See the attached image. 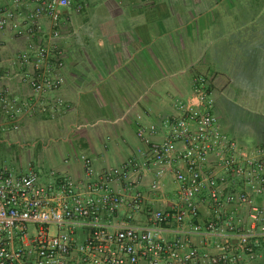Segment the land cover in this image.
I'll list each match as a JSON object with an SVG mask.
<instances>
[{
    "label": "built area",
    "instance_id": "built-area-1",
    "mask_svg": "<svg viewBox=\"0 0 264 264\" xmlns=\"http://www.w3.org/2000/svg\"><path fill=\"white\" fill-rule=\"evenodd\" d=\"M87 7V0H0V32L29 38L13 64L30 89L22 97L0 85V132L70 109L56 96L65 84V58L54 40L67 12ZM174 107L161 128L139 126L144 148L121 164L99 170L81 156L82 179L33 167L16 172L0 161V264L262 259L264 145L244 146L221 129L206 76L196 77L191 95Z\"/></svg>",
    "mask_w": 264,
    "mask_h": 264
},
{
    "label": "crops",
    "instance_id": "crops-1",
    "mask_svg": "<svg viewBox=\"0 0 264 264\" xmlns=\"http://www.w3.org/2000/svg\"><path fill=\"white\" fill-rule=\"evenodd\" d=\"M87 3L81 14L67 12L62 35L54 40L65 58V84L56 96L65 99L70 109L58 119L40 118L45 125L34 133L29 131L31 120L24 122L19 130L27 129L28 135H15L19 130L0 132V143L10 149L19 144L26 151L33 146L32 136L43 145L39 150L35 141L34 158L12 154L11 168L17 172L31 167L55 170L82 179L81 156L92 159L99 170L117 166L144 148L136 135L139 126L161 128L176 113L175 101L191 95L198 76L210 80L214 115L221 129L244 146L264 145L232 136L218 116L222 111L218 102L228 106L240 95L244 101H258L257 106L264 110L260 92L249 96L247 89H232L238 79L248 76L249 63L264 62V0ZM235 19L243 20L242 30L236 29ZM42 23L49 30V21L43 19ZM249 23L255 27L250 28ZM219 38L227 42L223 47H219ZM238 38L241 52L234 48ZM28 41L0 32V85L22 97L30 89L20 81V69L13 59L26 49ZM263 261L264 256L255 264Z\"/></svg>",
    "mask_w": 264,
    "mask_h": 264
},
{
    "label": "rangeland",
    "instance_id": "rangeland-1",
    "mask_svg": "<svg viewBox=\"0 0 264 264\" xmlns=\"http://www.w3.org/2000/svg\"><path fill=\"white\" fill-rule=\"evenodd\" d=\"M96 12L99 11H95V13ZM262 22L264 23V19H262ZM243 23L244 22L242 19L234 20V25L236 29L239 28V30H242ZM249 24H250V28L255 27V25H251V23ZM236 33L237 32H235V34ZM219 39H220L218 41L220 43L219 47H223L222 45H224L225 41H223L224 39L222 38ZM241 44H242L241 39L240 38L236 39L234 48L241 52L242 51V49H240ZM262 60L264 61V59ZM251 64L250 63L248 64L249 66V72L247 74L248 76L246 78H243L242 80L241 78L238 79L236 86H234L232 89L235 90L238 87L239 90L247 89L246 92L248 93L249 96H254V95L258 96L259 92H260V96H264V62L262 63L261 61L254 60ZM255 66H257V68H253ZM241 98L242 97L240 95V97L237 98L236 100L234 99V101H230L228 106H225L222 101L218 102V105H220L222 109L221 112H218L220 123L223 124L226 128H229V132L232 136L235 137L238 136L240 140L243 141L253 140V142L256 143H260V142L262 143L264 142V110L262 107L257 106L258 101H253V102L248 100L244 101V99ZM263 102L264 101H261V103ZM40 120L41 119H32L31 121H29L28 122L30 126L29 131L34 133L35 131L39 130L40 127L45 125L44 123H41ZM27 131H28L27 129H22L19 130L18 132H14V134L28 135ZM46 139L49 140V136H47ZM30 141L33 146L27 147L26 151L22 149L21 145L19 144L15 145L14 148L10 149L6 146V144L0 143V151H1L0 158L5 160L6 164L9 166L10 164H12V154L24 158L30 155L32 158H34L33 155L35 149L33 147L34 145H36V142L38 141L37 143L38 145L36 146V148H38L39 150L42 148L43 145L42 143H40L39 140L36 139L34 140L33 136ZM2 150L4 152H2ZM10 150H12V153L10 152ZM27 151L28 154H26Z\"/></svg>",
    "mask_w": 264,
    "mask_h": 264
},
{
    "label": "trees",
    "instance_id": "trees-1",
    "mask_svg": "<svg viewBox=\"0 0 264 264\" xmlns=\"http://www.w3.org/2000/svg\"><path fill=\"white\" fill-rule=\"evenodd\" d=\"M44 117H47V116H38V117H36V118H34V119H40V118H44ZM261 264H264V261H263V263H261Z\"/></svg>",
    "mask_w": 264,
    "mask_h": 264
}]
</instances>
